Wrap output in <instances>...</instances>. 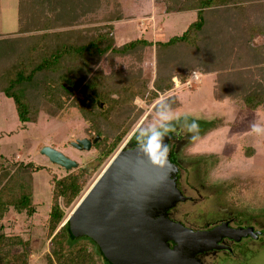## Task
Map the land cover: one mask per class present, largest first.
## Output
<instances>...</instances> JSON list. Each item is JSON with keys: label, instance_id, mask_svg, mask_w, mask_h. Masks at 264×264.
Listing matches in <instances>:
<instances>
[{"label": "rangeland", "instance_id": "rangeland-1", "mask_svg": "<svg viewBox=\"0 0 264 264\" xmlns=\"http://www.w3.org/2000/svg\"><path fill=\"white\" fill-rule=\"evenodd\" d=\"M20 1V11L25 16L23 24L27 26L35 25L42 19L46 26L57 23L70 24L73 27L70 29H83L85 35L93 28L104 26L97 21L94 22L99 14V8H92L98 0H51L47 9L38 10L26 5L27 3L34 5L35 0ZM118 1L124 18L110 25L116 46L122 47L141 38L153 44L152 47L142 50V56L138 55L137 60H127V63L118 61L115 65L117 69L127 70L134 63L140 82L146 83L149 87L148 90L143 91L142 98L138 97L135 101H131L132 109L123 107L122 103H117L118 100L123 101V99L116 96L113 98L108 93V97L100 99V101L108 102V104L101 102L104 105L99 109L103 114L82 113L77 107H67L56 117L41 112L36 122L23 125L18 119L13 100L0 93V185L9 186L8 177L12 176L18 180L17 177L25 173L26 176L31 177L32 186L29 190L32 196L30 206L32 214L28 215L26 211L19 213L16 209L9 207L0 218V225L3 227L1 232L9 237H17L29 242V264H60L55 259L51 263L48 262V258L51 257L50 242L53 239L48 236L50 232L48 219L54 203L55 185L58 181L71 175L80 176L83 190L72 201L58 200V205L64 211L65 217L58 224L55 233L69 220L80 202L118 152L128 144L135 132L149 134L154 129H161V125H164L167 130H173L177 123L185 120L190 126L193 121L199 126L196 139L190 138L189 144L183 147L185 157H192L193 160L202 162L207 184L210 182L214 184L213 187H216L220 183L235 182L237 187L234 195L241 203L249 204L258 211L259 218L264 221V135H257L252 129L254 124L264 126V110L249 111L243 105L233 101L220 103L215 101L214 88L217 76L210 73L208 63L203 62L200 63L202 66L197 71L193 69L190 74L187 73V69L182 70V72L186 71V78L181 77L185 74L179 77L173 71L172 89L160 93L155 91L154 84L158 77L155 44L167 42L185 32L195 21L197 12L183 10L185 0ZM18 2L19 0H0L1 38L17 35ZM149 2H152L151 8H149L151 5ZM42 3L44 6L46 1ZM42 5L38 4L36 7H42ZM169 5H172V12L167 11ZM42 14L46 16L39 19ZM166 14L171 15L166 18ZM140 16L144 18L138 21ZM227 34L229 35V32ZM100 35L101 33L96 31L90 36L97 38ZM252 45L257 50L264 47V37H255ZM232 49L219 58V65L223 64L230 69L242 65L239 61V58L244 56L242 43L236 42ZM185 50L187 57L184 63L194 68L196 62L198 63V61L195 62L198 56H194L189 48ZM106 70L108 74L111 72L108 67ZM71 92L75 98H73L74 101L77 98L83 99L79 92L73 90ZM153 92H156L155 95ZM161 103L163 105L159 107ZM176 104L180 106L178 109L173 108ZM168 112H173L176 116L170 122L162 121L161 113ZM183 128L187 136V126ZM122 130L130 131L117 150L105 158L104 153L108 143ZM97 136L103 138L102 143L95 144L90 150L79 151L72 146V142L83 139L93 141ZM45 147H51L64 154L79 163V167L66 171L52 164L42 154ZM181 208L182 212L189 216L194 217V214H197L195 212L197 208L192 204ZM19 251L21 249L17 248L16 252ZM93 257L96 264H104L103 261H98L94 254ZM255 264H264V253L259 254Z\"/></svg>", "mask_w": 264, "mask_h": 264}, {"label": "trees", "instance_id": "trees-1", "mask_svg": "<svg viewBox=\"0 0 264 264\" xmlns=\"http://www.w3.org/2000/svg\"><path fill=\"white\" fill-rule=\"evenodd\" d=\"M185 1L183 10L196 11V19L181 35L155 44L158 77L154 90L159 93L171 90L174 86L173 71L179 77L185 74L181 77L186 78L188 72L192 73L193 69L197 71L203 62L208 63L209 72L217 76L215 101H233L249 111L264 110V47L257 50L252 45L255 37H264V0ZM169 6L167 11L172 12V5ZM95 8H99V14L94 22L104 26L93 28L86 35L83 29H70L73 28L70 24L46 26L41 19L46 14L40 15L39 23L27 26L23 24L25 16L21 14L17 35L0 37V93L13 100L18 119L23 125L36 122L41 112L56 117L67 107H77L82 113L103 114L98 101L108 97V93L113 98L123 99L117 103L132 109L131 101L142 98L143 91L149 89L146 83L140 82L134 63L127 70L117 69L115 65L118 61L127 63V60H137L142 56V50L153 44L141 38L122 47L116 46L110 25L124 18L119 1L98 0L92 9ZM96 31L101 35L92 38L90 35ZM236 42L242 43L244 56L239 58L242 65H235L231 69L219 65V58L230 51ZM185 48L198 56L194 68L184 63L187 57ZM107 67L111 69L109 74ZM186 69L187 73L182 72ZM65 85L79 92L83 99L74 101L73 93ZM101 102L108 104L107 101ZM179 107L176 104L173 108ZM129 131H120L108 143L105 158L117 150ZM148 135L150 133L137 135L133 142H142ZM102 140L97 144H101ZM19 177L16 180L10 176L7 181V184L10 181L9 186L0 185V218L9 207L19 213L26 211L28 215L32 214V196L29 193L31 177L25 173ZM81 179L80 176L71 175L55 185L54 203L48 219V236L53 238L48 262L55 259L60 264H96L94 254L98 261L111 264L90 234L73 232V227L78 226L75 214L55 233L65 217L58 200L72 201L77 198L83 190ZM1 229L3 227L0 225V264H29V242L9 237ZM17 248L21 251L16 252Z\"/></svg>", "mask_w": 264, "mask_h": 264}, {"label": "water", "instance_id": "water-1", "mask_svg": "<svg viewBox=\"0 0 264 264\" xmlns=\"http://www.w3.org/2000/svg\"><path fill=\"white\" fill-rule=\"evenodd\" d=\"M98 106L103 108L100 102ZM99 138L78 140L74 146L90 150ZM183 138L180 131L164 136L170 148L164 167L154 165L138 147L143 142L124 147L73 213L78 222L73 232L90 234L111 264H203L200 256L220 250L223 240H256L264 235L254 227L223 224L200 229L177 220L181 207L193 201L181 188L182 165L174 155ZM42 154L66 170L77 167L51 147Z\"/></svg>", "mask_w": 264, "mask_h": 264}, {"label": "flooded vegetation", "instance_id": "flooded-vegetation-1", "mask_svg": "<svg viewBox=\"0 0 264 264\" xmlns=\"http://www.w3.org/2000/svg\"><path fill=\"white\" fill-rule=\"evenodd\" d=\"M184 126L185 127L187 126V129L192 128L193 133L196 131V129L190 126L189 122L185 120L184 122L180 121L179 123H177L175 129L168 130V132L180 131L181 136L184 137L183 146L174 155H175V160L177 162H180V164L182 165L181 166L182 173L180 174V178H179L180 185L182 186L181 188L184 190V192L187 195L191 196L193 200L191 201V204L193 205V207L197 208L195 211L197 212V214L193 213L194 214L193 217L191 215L189 216L186 213L184 214L183 212L179 211L177 213V220H180L184 223H187L189 225H192L200 229L203 228L209 229L210 227L229 224L231 227L237 229L242 227L243 228L254 227L256 229L264 230V221H262V219L259 218L258 211H256L253 207H250L249 204L241 203L239 198L236 195H234L235 189L237 187L235 185V182L230 181L229 183L227 182L220 183L216 187H213L214 184H210V182H208V184L206 183V180L204 178L202 162L193 160L192 157H185V152L183 151L184 149L183 147L187 145L188 141L191 138V134L188 133L187 136L184 134L185 132L183 128ZM144 134L146 133L135 132L128 141V144L126 146L137 145L140 142L138 143H135V141L133 142L134 138L137 135L143 136ZM96 138H98V136ZM95 139H93V141ZM100 140L101 138H99L98 141ZM90 141L93 142L92 140ZM76 142H72L73 145L72 143L71 145L75 149L79 151H83L74 146V143ZM95 144H93V146ZM75 163L77 164L76 168H78L79 163L77 162ZM181 214L182 216H179ZM70 218L71 217H69V219ZM188 218H191V220H188ZM221 246L222 248L220 250L208 251V254L200 256L202 263L203 264H255V260L259 256V254L264 253V235L260 236L256 240H253L252 238L243 239L239 242H231L228 240H223Z\"/></svg>", "mask_w": 264, "mask_h": 264}, {"label": "clouds", "instance_id": "clouds-1", "mask_svg": "<svg viewBox=\"0 0 264 264\" xmlns=\"http://www.w3.org/2000/svg\"><path fill=\"white\" fill-rule=\"evenodd\" d=\"M175 116V113L168 112L161 113L160 118L162 121L170 122ZM192 127L196 129L195 133L192 132V128L188 129V133L191 134L192 139H196L199 126L195 121H193ZM161 129H154L142 144H138V147L144 152V154L154 165L164 167L168 163V153L170 148L168 144L164 143V136L167 135L168 130L164 125H161ZM252 129L255 134L264 135V126H261L260 124H254Z\"/></svg>", "mask_w": 264, "mask_h": 264}, {"label": "crops", "instance_id": "crops-1", "mask_svg": "<svg viewBox=\"0 0 264 264\" xmlns=\"http://www.w3.org/2000/svg\"><path fill=\"white\" fill-rule=\"evenodd\" d=\"M44 1H46V4L43 6L42 4V2H44ZM51 0H35V4L33 5V4H30V3H27L26 5H28V7H34V10H38V9H47V6L49 5V2H50ZM41 2V3H40ZM122 2V1H121ZM21 1L19 0V2H18V8H17V17H18V22H19V18H20V15H21V11H20V7H21ZM149 3H151V5H150V7L149 8H151V6H152V2H149ZM38 4H41L42 5V7H36V5L38 6ZM36 7V8H35ZM49 7V6H48ZM154 7V6H153ZM30 9V8H29ZM123 9H124V5H123ZM169 15H171V14H169ZM168 14H166V18L169 16ZM144 17L143 16H140L139 17V19H138V21H140V20H142ZM134 19H136V18H134ZM19 24V23H18ZM135 32H137L136 30H134ZM17 32H18V30H17ZM123 34H125V33H123Z\"/></svg>", "mask_w": 264, "mask_h": 264}]
</instances>
